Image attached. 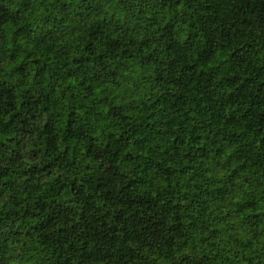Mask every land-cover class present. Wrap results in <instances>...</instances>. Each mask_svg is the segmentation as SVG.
<instances>
[{"label": "trees", "instance_id": "trees-1", "mask_svg": "<svg viewBox=\"0 0 264 264\" xmlns=\"http://www.w3.org/2000/svg\"><path fill=\"white\" fill-rule=\"evenodd\" d=\"M0 264H264V0H0Z\"/></svg>", "mask_w": 264, "mask_h": 264}]
</instances>
